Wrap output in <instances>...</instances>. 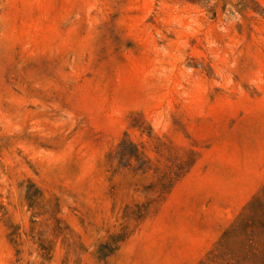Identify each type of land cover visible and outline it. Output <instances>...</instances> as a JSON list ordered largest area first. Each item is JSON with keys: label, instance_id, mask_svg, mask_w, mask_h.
Wrapping results in <instances>:
<instances>
[{"label": "rangeland", "instance_id": "rangeland-1", "mask_svg": "<svg viewBox=\"0 0 264 264\" xmlns=\"http://www.w3.org/2000/svg\"><path fill=\"white\" fill-rule=\"evenodd\" d=\"M259 213L264 0H0V264H264Z\"/></svg>", "mask_w": 264, "mask_h": 264}, {"label": "trees", "instance_id": "trees-1", "mask_svg": "<svg viewBox=\"0 0 264 264\" xmlns=\"http://www.w3.org/2000/svg\"><path fill=\"white\" fill-rule=\"evenodd\" d=\"M116 159L118 165L122 167L132 168L135 173L147 174L150 170V160L144 153L139 149L138 145L133 143L130 140L124 139L118 144ZM189 168V167H188ZM156 169V168H155ZM187 163L186 162H172L169 166L163 168L160 177L157 179L156 183L149 187L150 190L155 189V193H158V198H161L165 193H167L174 183L180 179V177L187 172ZM157 171H160L157 168ZM150 202H148L149 204ZM254 205V204H252ZM259 207V205H257ZM138 207V206H137ZM145 210L147 207H145ZM136 220L141 218V209L138 208L136 213ZM264 230V213H259L256 217L249 218L245 217L240 219L236 224L228 231H225L220 239L219 245L222 247L225 245L228 240L236 239L239 237L241 240L239 244L242 245L244 254H235L237 259L243 260L247 255L249 245L252 237ZM125 233L122 231V239L120 242L124 241L123 237ZM119 237V236H118ZM219 247V246H218ZM246 249V250H245ZM242 250V251H243ZM240 252V251H239ZM209 256L205 260L199 262V264H223L219 263L217 260L219 256L214 254V251H210ZM223 256V255H222ZM222 256L220 258H222ZM222 262L224 261L221 259ZM238 261V260H237ZM228 264V263H226Z\"/></svg>", "mask_w": 264, "mask_h": 264}]
</instances>
